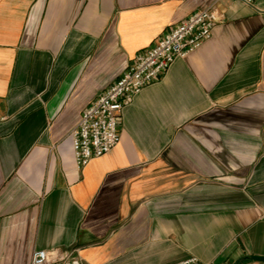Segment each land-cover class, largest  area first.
I'll use <instances>...</instances> for the list:
<instances>
[{
	"label": "crops",
	"instance_id": "1",
	"mask_svg": "<svg viewBox=\"0 0 264 264\" xmlns=\"http://www.w3.org/2000/svg\"><path fill=\"white\" fill-rule=\"evenodd\" d=\"M217 3L212 35L79 168L71 131L133 57ZM264 264V0H0V264Z\"/></svg>",
	"mask_w": 264,
	"mask_h": 264
},
{
	"label": "built area",
	"instance_id": "2",
	"mask_svg": "<svg viewBox=\"0 0 264 264\" xmlns=\"http://www.w3.org/2000/svg\"><path fill=\"white\" fill-rule=\"evenodd\" d=\"M253 5L256 0H240ZM221 18L217 3L196 11L139 51L126 69L82 112L71 136L79 168L112 151L121 140L124 109L149 84L162 77L178 58L187 57L212 35ZM31 264H85L74 250L35 249ZM175 264H225L201 262L192 257Z\"/></svg>",
	"mask_w": 264,
	"mask_h": 264
},
{
	"label": "water",
	"instance_id": "3",
	"mask_svg": "<svg viewBox=\"0 0 264 264\" xmlns=\"http://www.w3.org/2000/svg\"><path fill=\"white\" fill-rule=\"evenodd\" d=\"M255 260L264 261V256H254Z\"/></svg>",
	"mask_w": 264,
	"mask_h": 264
}]
</instances>
